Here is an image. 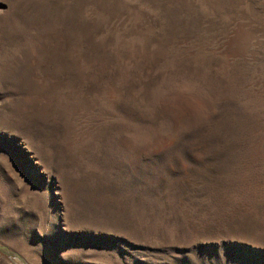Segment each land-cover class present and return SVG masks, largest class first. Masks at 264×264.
Here are the masks:
<instances>
[{"label": "rangeland", "instance_id": "1", "mask_svg": "<svg viewBox=\"0 0 264 264\" xmlns=\"http://www.w3.org/2000/svg\"><path fill=\"white\" fill-rule=\"evenodd\" d=\"M0 264H264V0H0Z\"/></svg>", "mask_w": 264, "mask_h": 264}]
</instances>
